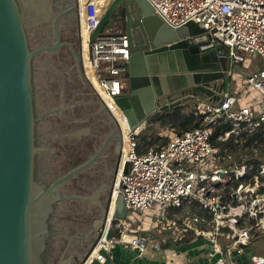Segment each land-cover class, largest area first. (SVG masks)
Wrapping results in <instances>:
<instances>
[{
    "label": "water",
    "instance_id": "water-1",
    "mask_svg": "<svg viewBox=\"0 0 264 264\" xmlns=\"http://www.w3.org/2000/svg\"><path fill=\"white\" fill-rule=\"evenodd\" d=\"M120 8L125 13L132 53L129 90L116 101L132 130L142 124L146 126L156 111H165L188 99L205 98L209 102L221 99L227 84L225 46L219 41H208L205 29L194 21L178 27L169 25L148 0H112L92 32L91 41ZM59 18L57 15L53 22L56 42L32 49L19 1L0 0V264H42V257L44 264H67L73 246L82 245L76 239L77 231L85 228L87 221L101 217V210L94 208L93 202L100 203V193L105 187L91 197L76 195L91 200L90 204L70 200L53 207L59 199L69 198L62 194V184L97 158L100 161L108 147L110 151L116 148L119 155L111 151L114 172L111 179L116 177L120 166L121 135L117 134L116 141H111L107 137L108 129L102 134L106 125L102 122L101 107L114 119L83 75L79 50L70 42L60 41ZM64 45L72 52L73 59ZM209 49L213 51L215 65L192 67L187 56L196 52L203 64L201 51ZM78 76L83 85H77ZM66 114L74 122L66 121ZM76 118L84 120L76 121ZM36 124L40 144L36 143ZM68 130L84 131L71 138L65 136ZM50 138L52 141L48 143ZM93 138L97 140L95 149L98 150L94 157L62 175L79 161L80 145ZM46 146L49 161L44 166L45 175L49 179L62 175L49 186L35 178L36 154ZM114 178L109 192L103 196L107 204L110 194L103 217L94 223L97 229L94 239L90 240L88 250L71 258L85 262L101 236L112 202ZM76 188H80L76 181L64 185L69 193ZM127 213L120 194L116 218L124 220ZM52 233L55 236H50ZM69 244L72 246L64 252ZM92 264L117 263L107 253L104 263L96 259Z\"/></svg>",
    "mask_w": 264,
    "mask_h": 264
},
{
    "label": "built area",
    "instance_id": "built-area-1",
    "mask_svg": "<svg viewBox=\"0 0 264 264\" xmlns=\"http://www.w3.org/2000/svg\"><path fill=\"white\" fill-rule=\"evenodd\" d=\"M105 1L76 0L81 66L120 131V163L122 157L127 162L120 194L128 212H144L154 202L160 205L161 217L171 207L187 208L188 231L207 240L210 264H243V260L246 264H264V254L248 252V247L264 237V156L250 155L258 152L257 142L243 138L264 130V0H148L169 25L178 27L194 21L205 29L208 41L224 45L229 61L226 71L233 79L242 77L246 85L258 92L259 110L250 105V98L239 103L240 94L233 92L231 81H227L219 101L205 100L192 110L195 114L199 110L201 125L175 132L165 143L142 150L138 143L141 131L130 128L116 101L129 88L132 52L123 25L124 11L118 9L94 40L90 39L112 2ZM252 58L259 60L260 66L246 72ZM240 64L244 67L237 71ZM226 122L231 125L222 127ZM219 126L222 128L214 139ZM231 136L242 144V154L233 160L234 164L226 163L233 155L228 146ZM216 139L222 149L215 145ZM111 192L112 198L114 185ZM116 220L112 243L97 258L102 263L113 244L132 247L139 254L148 249L147 238L141 232L123 228L124 220Z\"/></svg>",
    "mask_w": 264,
    "mask_h": 264
},
{
    "label": "rangeland",
    "instance_id": "rangeland-1",
    "mask_svg": "<svg viewBox=\"0 0 264 264\" xmlns=\"http://www.w3.org/2000/svg\"><path fill=\"white\" fill-rule=\"evenodd\" d=\"M103 10V9H102ZM121 10V9H120ZM27 20L25 22V28L28 35L29 45L32 49L38 48L42 45L51 44L49 41L52 39V27L53 23L50 20H47L45 17L38 18L37 16L26 15ZM54 31V29H53ZM80 48V41H79ZM213 51L210 49L206 52L201 51V58L208 57L207 55L212 56ZM222 63V61H220ZM82 64V62H81ZM226 66L229 67V61L226 60ZM260 66L259 60H254L252 58L251 63L246 66V72H252L256 70ZM207 67V66H206ZM244 67L243 64H240L237 71H240ZM83 73V71H82ZM84 75V74H83ZM225 76L227 81H234L232 77H230L228 71H225ZM243 76V75H242ZM244 77V76H243ZM240 79V78H239ZM129 90V89H128ZM233 90V89H232ZM235 90V89H234ZM236 92V91H233ZM99 97V96H98ZM247 97H251L249 103L254 108V110H259V105L257 103V99L259 98L258 92L253 89L247 93H241L239 97V103L245 102L244 99ZM100 98V97H99ZM101 100V99H100ZM205 98L198 99H188L181 103L183 105L184 112H188V114H193L194 119L196 121L197 116H199V110L197 109V114L192 111L195 107L201 106L202 102H206ZM172 107H167L165 111H156L152 114L146 126L141 129L139 134V143L141 149H145L151 146H158L169 140L172 134L175 132L181 131L182 127L180 125H175L172 119L174 115H172ZM192 118V119H193ZM193 120V122H195ZM235 137L231 136L229 139V145L233 150L232 159L227 161L226 163H233V160L242 154V144L234 140ZM246 140L250 138L254 143L257 142L256 148H258V152H251L252 154H258L259 156H264V130L258 132L256 135L250 137H243ZM241 139V138H240ZM215 145L222 149L223 145L219 143V140H215ZM119 157V156H118ZM117 167V166H116ZM116 170V168H115ZM114 178V183H115ZM110 197V194H109ZM108 197V202H109ZM159 203L154 202L153 207L144 212L135 213L133 211H129L127 216L124 219L123 228L137 229L141 234L147 238L148 241V252L150 249L156 250V245L160 247H178L180 245H196L197 249L200 250L203 258L202 261L206 262L207 259V240L205 238L196 237L192 232L188 231V226L186 225V218L188 217L187 208L184 209H175L171 207L169 211L164 215L160 216L159 213ZM96 217L94 220L98 219ZM113 234H116V230L113 229ZM118 231V230H117ZM194 240V241H193ZM109 246V244H107ZM112 251L114 247H120V244H113ZM255 251L256 253L264 254V237L259 238L251 247H248V252ZM145 252V253H146ZM206 258V259H205ZM197 259V257H196ZM215 260V259H214ZM73 264H82V260L80 258H76L72 261ZM188 261L186 264H188ZM207 263V262H206ZM243 264L245 260H243Z\"/></svg>",
    "mask_w": 264,
    "mask_h": 264
},
{
    "label": "flooded vegetation",
    "instance_id": "flooded-vegetation-1",
    "mask_svg": "<svg viewBox=\"0 0 264 264\" xmlns=\"http://www.w3.org/2000/svg\"><path fill=\"white\" fill-rule=\"evenodd\" d=\"M18 1L20 4L22 14H23L24 22H26V20H27L26 15H30V16L32 15L33 17L37 16L38 18L45 17L47 20H50L53 23L56 16L58 15L60 17L58 19V24H59L58 29H60V31H59L60 41L61 42L66 41V42L72 43V45L74 46L76 51L78 52V50H79V52L81 53V44H80V49L78 46V43L80 41V37H79L80 25H79V17L77 14L76 0H18ZM120 9H121V11H124L122 8H120ZM123 25L126 26V20H125V23H123ZM61 30L65 34H68V35L62 36ZM51 34H52L53 40H50L49 42L55 43L57 38H56V35L53 31V27H52ZM63 47H66L68 49L69 54L71 56V59H73V54L70 51V49L68 48V46L64 45ZM60 49H61V47H60ZM74 67H75L76 71L78 72L79 71L78 67L77 66H74ZM77 78H78V80H77L78 84L77 85H79V86L81 84L83 85V82L81 81L82 78H80L79 76ZM100 110L103 112L102 122H103V124L106 125L105 127L103 126V128H105V130L103 131L102 134H104L106 132V130L108 129L107 137H110L111 141H112V139H114V141H116V136H117V134L120 133L118 131V126H116L117 124L115 123L114 120H111V117L105 113L106 111L102 107ZM65 119H66V121L69 120V122H74V120L72 118H70L67 114L65 115ZM71 120H73V121H71ZM78 120L82 121L84 119L76 118V121H78ZM71 131L68 130L67 131L68 133H66L65 136H69L72 138V136L77 135V132L81 133L84 130H80L77 132H73V131L71 132ZM94 136H96V135H94ZM96 141H97L96 138L87 139L85 144L80 145L81 150L79 151V155H80L79 161L73 163L71 168L68 171H66L65 173H63L62 175L68 173L69 171L77 168L79 165L84 164L88 160L92 159L94 157V155L98 152V150L95 149ZM109 148L110 147H108V149H107L108 151L105 149L104 154L101 155V156H103V158L100 159V161H98L99 159L97 158L95 163H91L90 165L86 166L83 170L78 171L77 173H75L72 177H70L67 181H65L62 184L60 190H61L63 195L69 196V198L59 199L58 201H56L54 203L53 207H55V205L57 203H60L61 201L65 202V201H70V200H84V201H87L89 203L91 200L84 199L81 197H76V195L91 197L100 188L105 187V190H101V193H100V197H99L100 203H97V201L93 202V204H96L94 206V208H99V210H101V212H102L101 217L98 219H101L103 217V214H104L103 210L108 204V202H107V204H104L103 196H105V194H107L109 192L108 187L111 185L112 179L114 178L113 177L111 179L112 175L114 176L113 161L111 158V155H112L111 153L112 152L115 154L117 153V155H118L116 148H115V150H111L112 152L109 150ZM84 152H87L88 155L84 156L83 155ZM117 159L115 160L116 166H117ZM118 173L119 172H117L116 177H117ZM62 175H60L56 178H53V179H49L47 177V175H45V176L52 183V182L56 181ZM75 181H76L77 186H79L80 188L73 189L72 191H70L71 193H69V190H66V191L64 190V185H66L67 183L73 184V182H75ZM92 207H90L91 208L90 211L93 209ZM90 211L88 213H90ZM54 212L55 211L53 208V211L51 214L53 215ZM98 219H96V220H98ZM96 220H93L92 222L87 221L89 224L86 225L85 228L77 231L78 235H77L76 239L78 241H80L82 245H79L78 247L73 246V248L71 249V255L69 258L70 261L67 260V262H68L67 264H73L72 261H74L77 258V257H75L73 259L71 257L76 255L77 253L80 254V253H83L85 250H88L87 248L89 246V242H90V240L94 239L95 232L97 231V229L94 226V223ZM102 231H103V228H102ZM54 234L55 233H52L50 236L53 237V236H55ZM50 236H47L48 242H50L49 241ZM47 246H48V244H47ZM69 246H70V244L66 246V249L64 250V252H66L67 249H69Z\"/></svg>",
    "mask_w": 264,
    "mask_h": 264
},
{
    "label": "crops",
    "instance_id": "crops-1",
    "mask_svg": "<svg viewBox=\"0 0 264 264\" xmlns=\"http://www.w3.org/2000/svg\"><path fill=\"white\" fill-rule=\"evenodd\" d=\"M230 84V89H233L232 91H236L235 93L238 92L240 95L241 92L247 93L253 90L251 86L245 84L242 77L234 79V81H231ZM247 98L249 99L251 97ZM248 99H244V101H248ZM113 231L111 234L115 236ZM196 247L197 246L194 244L188 246L180 245L178 247L168 246L160 247L156 250L150 249L144 254H139L132 247L125 245H120V247H117L116 245L113 251H111V255L113 261L117 264H186L188 261H190L188 264H210L211 261L209 258H205L207 263L202 261L201 258L203 257L199 255L203 254H201L200 250Z\"/></svg>",
    "mask_w": 264,
    "mask_h": 264
},
{
    "label": "bare ground",
    "instance_id": "bare-ground-1",
    "mask_svg": "<svg viewBox=\"0 0 264 264\" xmlns=\"http://www.w3.org/2000/svg\"><path fill=\"white\" fill-rule=\"evenodd\" d=\"M105 2H108V0H106ZM99 12H103L102 9L99 10ZM86 53H87V49H86ZM196 52H193L192 55H188L187 59L188 62L192 65V67H196V68H202L207 66V67H212L213 65H215L213 62V57L209 56L208 57H204V59L202 60V63L200 62V59L197 58L196 56ZM125 124L127 125V120L124 117L123 119V125L125 126ZM145 127L143 124L139 127V131H141V129ZM127 168V162L126 159L124 157H122L120 166H119V173L116 177V183L114 184V193H113V197H112V202L110 205V210L108 213V218L106 219V223L105 226L103 228L102 234L101 236L97 239V245L94 247L93 249V254L91 252L89 259L87 260V262L85 264H92L100 255V253H102L103 251H105L110 244L112 243L113 240V235L111 234L113 229H115L117 227V220H116V209H117V204L119 201V196H120V180L125 172ZM109 244V246L107 245ZM212 262V260H210Z\"/></svg>",
    "mask_w": 264,
    "mask_h": 264
},
{
    "label": "trees",
    "instance_id": "trees-1",
    "mask_svg": "<svg viewBox=\"0 0 264 264\" xmlns=\"http://www.w3.org/2000/svg\"><path fill=\"white\" fill-rule=\"evenodd\" d=\"M184 109L185 107L183 108V105L179 104L177 106H173L172 107V115H174L172 117L174 124L175 125H180L182 127V130H186V129H189V128H192V127H196V126H199L201 125V121L199 120L200 116H197V119L195 121V119L193 118L194 115L193 114H188V112H184ZM35 115H38V113L36 112ZM193 118V119H192ZM193 120L195 122H193ZM231 123L230 122H226V123H222V127H228L230 126ZM221 126H219L217 129H215V132H214V136L213 138L215 139L218 132H219V129L222 128ZM181 131H178V132H181ZM139 138V136H138ZM52 139L50 138L48 140V143L51 142ZM39 134H38V127H37V124H36V143L37 144H40L39 143ZM47 143V144H48ZM138 143H139V140H138ZM47 146L45 147V149L39 153L36 154V172H35V178L37 181H41L43 183H45L47 186L51 183L50 180H48V178L45 176V163H46V160L48 158V149H46ZM139 150H142L141 147H140V143H139ZM49 161V160H47ZM50 246L48 245L47 249H49ZM45 251L43 252L42 256L45 255ZM43 257H42V264H44V261H43Z\"/></svg>",
    "mask_w": 264,
    "mask_h": 264
}]
</instances>
